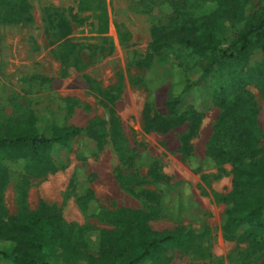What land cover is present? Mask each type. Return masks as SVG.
<instances>
[{"label":"rangeland","instance_id":"rangeland-1","mask_svg":"<svg viewBox=\"0 0 264 264\" xmlns=\"http://www.w3.org/2000/svg\"><path fill=\"white\" fill-rule=\"evenodd\" d=\"M28 1L33 22L0 23V116L28 115L38 108L42 115L62 125L85 126L95 120L94 126L105 133L106 142L101 150L95 151L87 135L74 137L70 148L61 152L66 166L40 178L24 180L21 169L10 163L11 170L2 190L3 209L9 215H16L20 190H24L28 209L34 210L40 202L57 207L63 221L75 224L78 230V250L96 256L101 230L112 226L83 211L77 194L84 186L93 190L97 205L106 209L147 210L153 193L160 194L162 211L149 220L150 227L173 230L181 225L194 229L206 226L208 234L201 240L209 247L206 256L201 257L199 253L171 245L154 264H215L217 261L220 264H264V250L252 252L247 242L222 237L220 218L226 207L224 196L231 188L232 165L229 161L211 165L206 156L220 109L215 106L204 109L202 122L191 139L193 154L187 160L179 151L185 125L167 133H146L142 129L141 113L148 98H151L152 112L166 115L170 80L175 76L195 80L198 76L190 70L184 75L180 68H171L170 62L178 58L179 53L168 47L161 49L165 61L157 69L145 65L153 27H165L172 19L169 0H90L88 5L92 9L89 10H77V0ZM246 1L248 12L264 6V0ZM6 2L0 0V14L6 11ZM200 3L201 0H189L192 6ZM97 6L103 7L107 15L106 34L95 32L98 23L95 15L100 13ZM205 6L213 7L209 3ZM54 7L69 20L70 38L77 43L66 77H58L59 62L54 56L58 45L54 44L57 42L52 29L45 24V12ZM240 26L241 23L219 22L215 35L230 41ZM121 32H127L126 38ZM43 75L50 81H44ZM86 77L93 78L103 89L113 88L114 120H110L102 98L88 88ZM204 80L189 93L187 104L202 108V97L210 86L226 91L237 86L248 92L256 105V123L261 131L257 147L264 148V76L253 67H244L233 71L217 69ZM65 97L73 100L70 113H65ZM151 157L158 160L160 171L168 179L157 183L147 176L149 181L139 184L137 182L148 171ZM173 192L180 194L182 201L176 200ZM179 204L184 206L181 211L176 208ZM51 253L62 259L59 249ZM83 259L75 256L67 264L81 263ZM0 264L9 263L0 259Z\"/></svg>","mask_w":264,"mask_h":264},{"label":"trees","instance_id":"trees-1","mask_svg":"<svg viewBox=\"0 0 264 264\" xmlns=\"http://www.w3.org/2000/svg\"><path fill=\"white\" fill-rule=\"evenodd\" d=\"M169 2L172 19L165 27H153L145 65L149 69H157L165 61L161 49L168 47L179 53V57L170 62L171 68L178 67L183 74L190 70L198 76L195 80L185 79V76H175L170 80L165 101L166 115L152 112L151 98H148L141 113L142 129L146 133H167L185 125L186 131L180 136L179 151L182 158L187 160L192 157L191 139L202 122L204 109L211 106L220 109L213 134L207 143L206 156L211 165L225 161L232 165L231 188L224 196L226 207L220 218L222 237L228 241L247 242L252 252L262 251L264 148L257 147L261 131L256 123L253 98L237 86L227 91L222 87L210 86L208 93L202 97V108L187 104V98L197 85L201 86L204 79L217 69L233 71L253 67L264 76V6L248 12L246 0H201L197 6L190 5L189 0ZM6 3V11L0 14V23L32 20L27 0H7ZM89 3L90 0H79L78 9H92ZM207 3L213 7L208 8L205 6ZM97 7L100 13L95 15L98 19L95 32L103 34L107 31V15L103 7ZM46 17L53 36L60 41L57 55L64 64L62 74L66 75L67 62L77 50V44L68 37L70 23L58 11H48ZM219 22L241 23V26L232 40L225 41L215 35ZM121 36L126 38L127 32H121ZM86 83L91 91L102 98L110 113V120H114L116 97L113 88L103 89L91 77H86ZM63 102L65 113H70L73 100L65 97ZM94 121H89L85 126L62 125L42 115L38 108L32 109L28 115L0 116V259L9 264H67L76 256L84 259L74 264H142L144 261L154 264L171 245L205 257L209 246L201 238L208 234L206 226L194 229L181 225L173 230L150 227L149 220L162 211L160 194L153 193L154 200L149 198L147 210L128 207L106 209L97 205L93 190L84 186L77 194L83 211L112 226L101 230L96 256L82 254L78 250V230L75 224L63 221L57 207L40 202L34 210L28 209L24 190H20L16 215H9L3 209L2 190L11 170L10 163L21 169L26 180L64 168L67 161L61 152L70 148V141L74 137L87 135L93 149L99 151L106 142V135L95 128ZM147 166L146 175L137 183H147V176L157 183L168 179L160 171L157 159L149 158ZM173 195L177 197L176 200L182 201L180 194L173 192ZM181 205L176 207L179 211L184 209ZM53 249L60 250L61 260L51 253Z\"/></svg>","mask_w":264,"mask_h":264},{"label":"crops","instance_id":"crops-1","mask_svg":"<svg viewBox=\"0 0 264 264\" xmlns=\"http://www.w3.org/2000/svg\"><path fill=\"white\" fill-rule=\"evenodd\" d=\"M28 1V0H27ZM78 2H79V0H77V2H76V9L78 10ZM28 3H29V1H28ZM48 11H59L60 13H62V11L59 9H57L56 7H54V8H51V9H48L46 12H45V24H46V27H48V20H47V17H46V13L48 12ZM29 13L31 14V16H32V20L31 21H29V22H20V23H10V24H8V25H24V24H28V23H31V22H33V20H34V15H33V12H32V10H31V6H30V3H29ZM64 15V14H63ZM67 19V18H66ZM68 20V19H67ZM69 21V20H68ZM70 23V22H69ZM107 31H108V28H107ZM107 31H106V33H107ZM71 33H72V26H71V24H70V34L68 35V37L70 38V36H71ZM106 33H103V34H106ZM54 37V36H53ZM55 38V37H54ZM71 39V38H70ZM55 42H57V43H54V44H57L58 46V48H59V43H60V41H57L56 40V38H55ZM71 42H72V40H71ZM72 43H74V42H72ZM75 44H77V43H75ZM58 50L57 51H55V53H54V56H55V58L58 60V62H59V68H58V77H66V76H68L69 75V73H70V68H71V63L69 62L70 61V59L72 58V57H70V59L68 60V62H67V65H68V69H67V74L66 75H63L62 74V72H63V66H64V64L62 63V61L59 59V57H58ZM43 79H44V81H50V78L48 77V76H45V75H43ZM87 84V83H86Z\"/></svg>","mask_w":264,"mask_h":264}]
</instances>
